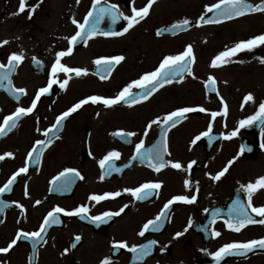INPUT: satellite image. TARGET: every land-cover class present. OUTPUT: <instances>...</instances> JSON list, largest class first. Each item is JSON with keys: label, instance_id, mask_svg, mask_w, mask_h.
Returning <instances> with one entry per match:
<instances>
[{"label": "flooded vegetation", "instance_id": "af4514ba", "mask_svg": "<svg viewBox=\"0 0 264 264\" xmlns=\"http://www.w3.org/2000/svg\"><path fill=\"white\" fill-rule=\"evenodd\" d=\"M49 1L54 0H26L25 10L19 12L20 0H0V42L8 41L0 44V63L6 64L7 57L13 52H23L24 59L10 78L13 89L22 87L26 90L17 100L8 90L7 81L4 87H0V123L17 107L31 106L39 88L47 86L56 53L66 52L69 47L67 38L78 30L72 19L83 22L92 7V0H79V3L73 0L72 3L63 1L69 6L54 9ZM107 1L101 0V6ZM133 1L114 0L120 5V11L125 10V15ZM32 6H35V11L30 16ZM150 13L149 9V14L132 28L147 20ZM126 24L122 19L117 31H122ZM171 25L161 22L152 33L159 40L173 38L156 34L157 29ZM128 32L115 37L98 34L89 38L87 44L83 41L74 44L72 53L61 57V63L85 68L87 74L77 77L74 73L58 72L55 78L60 82L71 77L67 85L63 89L59 84L53 85V89L37 101L32 113L22 116L15 128L0 136V155L13 153L11 157L5 156L0 160V187L19 168L26 163L28 166L27 172L17 176L12 190L0 194L2 200L23 205L21 209L10 203L0 213V247H6L20 230H39L44 217L55 206L64 208L66 212L81 205L88 207L86 218L60 213L61 223L48 227L42 234L45 240L35 248L32 241L21 238L8 253H0V264H101L105 258L108 264H216L212 253L223 245L264 238V224L259 222L246 224L239 231L228 227V222L235 224L229 221L228 216L233 201L239 198L245 206L249 203V194L240 185L255 183L264 176V122L257 119L244 126L239 123L254 115L259 104L264 102V91L259 87L244 93V98L252 94L251 101L244 98L238 102L230 101L228 95L220 94L218 81L215 82V93L208 95V80L203 79L201 71L192 69L191 75L186 73L181 80L165 84L147 100H139L135 104L121 101L110 107L102 102L82 105L65 118L59 128L53 129L51 143H47L44 130L51 128L56 117L80 99L90 95L114 98L132 80L159 66L160 60L154 66L148 61L150 54L127 58L125 52L136 41L127 37ZM120 39L125 41L114 44ZM252 53L255 55L257 52ZM115 55H122L124 59L115 64L107 78L101 79L102 73L95 60ZM33 57L41 63H34ZM193 65L194 61L191 68ZM132 91L139 90L134 87ZM202 96L211 101L202 102ZM181 107H190L193 111L185 113V118L178 123H169L165 135L160 127L162 118ZM200 108L205 111L201 112ZM213 112L217 113L215 117ZM157 117H161V122L153 125L145 135L147 124ZM210 123L211 133L201 136L193 144V139L206 132ZM119 130L136 135H114ZM233 131L237 134L230 136ZM162 137L167 142L164 159L179 162L180 169L166 164L156 171L147 161L139 159L123 167L142 139L143 150L146 151L159 143ZM37 140L46 143L39 153V161L35 153L28 157ZM112 150L120 153L115 164L122 171L112 172L101 180L103 170L98 162ZM191 162L194 163L189 167ZM226 166L227 172L218 181L211 178ZM65 168L76 169L80 175L73 177L69 191L52 190L53 178ZM185 180L189 181L188 186H185ZM144 183H159L160 187L147 199H136L123 191ZM25 190L28 196H25ZM117 191L120 196L98 202L89 199L93 194ZM177 195L189 199L196 195L197 200L193 203L173 201L164 209V205ZM37 200L41 201L38 205L35 203ZM250 202L253 207H264V188L257 187L251 193ZM124 205L127 207L123 212L104 218V222L94 223L88 218L102 216L104 212H119ZM162 210L167 215L162 218L161 227L158 230L150 228L143 236L139 235L143 225L150 219L154 220ZM217 210L219 214L214 215ZM249 213L256 221L264 219L251 209ZM178 232L182 235L177 237ZM216 232L218 236L214 235ZM77 236L79 241L75 239ZM152 240L157 243L152 245L150 254L142 260L136 259L132 246ZM117 241L126 242L127 247L114 248ZM219 264H264V249L257 248L245 255H227Z\"/></svg>", "mask_w": 264, "mask_h": 264}, {"label": "snow or ice", "instance_id": "6c2138e0", "mask_svg": "<svg viewBox=\"0 0 264 264\" xmlns=\"http://www.w3.org/2000/svg\"><path fill=\"white\" fill-rule=\"evenodd\" d=\"M79 3V0H77ZM154 0H147V4L144 7L139 9L132 7L131 15H125L122 11L119 10L117 5L115 4H108L107 6H101V0H92V7L87 12V14L83 18V22H78L75 18L72 19V23L76 25L78 29L74 35L67 38L69 42V47L65 51H59L56 53L55 62L51 66L49 79L46 87H41L36 92L35 98L31 102V106L29 107H17L14 112L10 115L4 117L3 122L0 123V136L6 135L10 132L13 128L17 126V121L20 120L22 116H25L29 113H32L33 110L37 106V101L41 99L43 94L49 93L51 89H53V85L59 84V87L63 89L68 80L71 77H67L62 82L58 81L55 77L58 72H63L65 74L74 73L77 77L87 74V69L81 67H68L65 64L61 63V57L72 53L73 45L83 41L84 44H87L88 39L95 36V35H104V36H119L124 33H127L129 29H131L135 24H138L142 21L148 14L149 9L153 5ZM26 7V0H20L19 4V12H23ZM205 14L201 15L199 19L196 21V24L199 25L203 24H210V23H218L221 20H228L235 17L242 16L246 13L252 12H264V0H260L259 3L253 4L250 0H218L217 3L206 5L205 6ZM35 11V6H32V11L29 13L31 16L32 13ZM215 12V15L211 18H207V13ZM107 17L110 22V25L117 24L118 21L123 19L127 22L126 26L123 27L122 31H105L101 29L100 25L102 21ZM191 26V21L187 18L181 19L175 23H173L170 27L165 29H157V35H161L162 32H175L178 29H186ZM8 41H2L0 44H7ZM258 45H264V34H259L254 37H251L246 40L239 41L234 44L231 48H227L224 51H221L218 55H216L211 64L213 67L218 66L222 63H227L228 58L232 57L233 55L239 53L243 50H252L256 48ZM24 59L23 52L16 53L13 52L7 57V63H0V87H4V82L7 81L8 90L12 92L17 100L20 99V96L25 94L26 90L24 88H15L12 87V80L11 74L16 70L18 64ZM124 56L122 55H115L111 57H100L95 60V64L99 66V71L102 73L101 79H104L105 76L103 74L111 73L113 67L116 63L122 61ZM194 59L193 55V48L191 45H188L182 52L176 55H166L163 57L162 61L159 63V66L155 68L153 71H148L143 73L138 79L132 80L127 86L123 88L114 98H104L100 95H90L84 99H80L77 103L73 104L70 108L66 111L62 112L59 116L56 117V122L51 126V128L44 130V136L47 138V143H51V135H54L53 129L59 128L64 119L67 118L71 113L76 112L82 105H85L89 102L96 104L98 102H102L104 106L110 107L118 102H125L127 104H135L139 100H147L158 88L163 87L165 84L171 83L175 78L183 77V74L188 73L189 75L192 74V60ZM33 62L36 64H40L41 62L38 61L35 57H33ZM262 62H264V58H262ZM208 87H213L215 85V80L213 77L209 76L208 78ZM138 89V92H133V88ZM245 101H251L253 99L252 94H248L245 96ZM193 109L190 107H181L177 110H174L167 115H165L161 122V117H157L156 119L151 120L146 128H145V135H147L148 130L151 129L153 125L160 123V127L163 133L166 135V128L171 124L178 123L181 119H184L185 113L192 112ZM200 111L203 112L205 109L200 108ZM226 111V106H225ZM99 115V113H97ZM217 113L213 112L212 116L215 117ZM257 119H260L264 122V102L259 104V110L252 116H249L247 120H241L239 123L241 126L245 124L251 123ZM39 131V129H37ZM212 131V124L208 125V130L206 132L201 133L200 135L196 136L192 143L195 144L197 140H200L201 136H207ZM237 133L233 131L230 133V136H235ZM114 135L121 136V137H132L136 135L134 132H124L123 130H119ZM211 139V137H210ZM143 139L136 144L135 146V153L132 158L129 160L128 164L123 165V167H128L132 160L139 159L140 161L144 162L147 161L149 166L154 168L156 171H159L162 167L166 164H170L175 169H180L181 164L179 162L173 163L172 161H166L164 159L165 153L167 152V142L162 137L159 143L154 144L151 148L147 149L146 151L143 150ZM37 145L39 147H37ZM46 146L44 140H37L35 145L33 146L32 150L29 151L28 157H33L35 153L36 160L39 161V153H41ZM13 155L12 152H5L3 155H0V160H3L5 156L11 157ZM120 156V153L116 150L109 151L102 159L99 160V166L103 170L100 179L103 180L105 175H111L112 172H120L122 171L121 167H117L115 164V160ZM191 162L189 167L192 166ZM229 164L232 161L228 162ZM28 170L27 163L25 166L19 168L17 172H14L12 176L7 180V182L0 187V194L10 192L12 190L13 184L17 180V176L20 173H25ZM227 166L217 172L211 178L213 180H219L222 176H224L225 172H227ZM79 172L73 168H65L61 171L58 176L53 178V184L55 191L65 192L70 190V186L73 183V177L79 176ZM189 181L185 180V186H188ZM160 187L159 183H144L135 188H125L123 189L126 193H131V195L136 199H147L150 197L155 189ZM241 189H243L246 193L249 194V203L245 206L239 198L233 201L232 205L229 207L228 216L229 221H234L235 224L228 222L229 228H235L236 231H239L241 227L246 224L256 223L259 222L264 224V219H260L259 221L254 220L252 215L249 213V209L251 212L258 214L260 217H264V207H253L250 200H251V193L257 188H264V176H260L255 183H248L247 185L241 184ZM121 193L117 192H105L103 195H91L89 197L90 200L93 201H100L107 197H117L120 196ZM25 196H28L27 190H25ZM197 200L196 195H192L191 198L184 196V195H177L172 197L165 205L164 209H167L169 205L173 203V201H184L187 203H193ZM10 203L17 204L18 207L23 209V205L18 204V202H9L6 200L0 199V213L4 211L6 207L9 206ZM37 205L41 203V201L37 200L35 202ZM127 205H124L119 212H104L102 216H91L90 218L94 223L104 222V218H110L114 215H119L120 212H123ZM205 212L208 209H204ZM65 213L67 215H76L80 216L81 218H86V214L88 213V207L86 205L78 206L72 209L70 212H66V210L60 206H55L50 210L43 219V222L40 224L39 230L37 231H23L20 230L16 233V237L7 244L6 247H0V253H8L10 249L14 245L17 244V241L21 238L27 239L32 241V246L35 248L37 244L41 241L45 240L43 233H46L47 228L51 225H58L61 223L59 214ZM219 210L214 215H218ZM167 215L166 211H161L159 215L155 217L154 220H148L144 225L142 230L140 231L139 235L143 236L145 231L149 230L150 228L154 230H158L161 227L162 218ZM2 222V221H0ZM191 223V221H189ZM182 233H176V236H180ZM214 235L218 236L219 233L216 232ZM77 241L80 240V237H75ZM155 240L149 241L147 244L143 245H133L131 251L136 253V259L142 260L144 257L150 254L152 250V245L156 244ZM75 247V244H73ZM113 247L116 249L125 248L127 247L126 242L124 241H117L114 242ZM264 249V238L260 239H253L247 242H233L223 245L219 248L218 251L212 253L216 260V264L227 255H245L247 252L253 251L254 249ZM67 249H65V252ZM163 251V249H162ZM101 264H108V259L105 258L101 261Z\"/></svg>", "mask_w": 264, "mask_h": 264}, {"label": "rangeland", "instance_id": "374dc122", "mask_svg": "<svg viewBox=\"0 0 264 264\" xmlns=\"http://www.w3.org/2000/svg\"><path fill=\"white\" fill-rule=\"evenodd\" d=\"M57 1V2H56ZM63 1L73 0H54L49 4L57 9L59 6H69ZM146 0H134L126 15L131 13L132 7L138 8L146 5ZM115 3L114 0H108ZM218 0H159L154 2L150 8V16L147 20L130 29L128 36L136 41L130 45L125 52L128 59L135 56L150 54V63L161 62L166 55H176L182 52L188 45L193 48L194 65L192 69L201 71L203 79L208 80L213 77L218 81L220 94L228 95L230 101H241L244 93L256 87L264 91V45L257 46L252 50H243L228 58L227 63L213 67L211 61L221 51L231 48L235 43L249 39L259 34H264V12L242 17L233 22L221 25H209L199 27L196 21L205 14V6L217 3ZM256 4L260 0H250ZM116 5H119L116 3ZM121 9L120 5L118 6ZM123 9V7H122ZM127 10V9H126ZM123 13L125 10L122 11ZM125 14V13H124ZM208 15V13H207ZM187 18L195 25L189 31L173 37L159 40L154 33L157 25L173 24L181 19ZM205 37L200 38V36ZM124 42L120 39L114 44ZM130 44V43H129ZM256 51L254 55L252 52ZM202 102L211 101L202 96Z\"/></svg>", "mask_w": 264, "mask_h": 264}, {"label": "water", "instance_id": "95a60500", "mask_svg": "<svg viewBox=\"0 0 264 264\" xmlns=\"http://www.w3.org/2000/svg\"><path fill=\"white\" fill-rule=\"evenodd\" d=\"M108 4H106V6H107ZM253 13V12H252ZM246 14H250V13H246ZM246 14H244V15H246ZM215 15V12H212V13H210L208 16H207V18H211V17H213ZM243 16V15H242ZM240 17V16H239ZM235 18H238V17H235ZM235 18H232V19H235ZM228 20H231V19H228ZM228 20H221L220 22H218V23H221V22H225V21H228ZM121 20L120 21H118L117 22V24H115V25H110V22H109V20L107 19V17L105 18V24H104V26L102 25V26H100L101 27V29H103V30H105V31H117L118 30V27L120 26V24H121ZM210 24H215V23H210ZM200 26H202V25H206V24H203V23H201V24H199ZM192 26V25H191ZM191 26L190 27H188V28H186V29H178L176 32H175V34H173L172 32H167L169 35H172V36H174V35H176V34H179V33H181V32H183V31H187V30H189L190 28H191ZM183 76H184V74H183ZM177 78H181V77H177ZM177 78H175V79H177ZM174 79V80H175Z\"/></svg>", "mask_w": 264, "mask_h": 264}, {"label": "bare ground", "instance_id": "6f19581e", "mask_svg": "<svg viewBox=\"0 0 264 264\" xmlns=\"http://www.w3.org/2000/svg\"><path fill=\"white\" fill-rule=\"evenodd\" d=\"M199 37L202 38V37H205V35H204V34H203V36H200V35H199Z\"/></svg>", "mask_w": 264, "mask_h": 264}]
</instances>
